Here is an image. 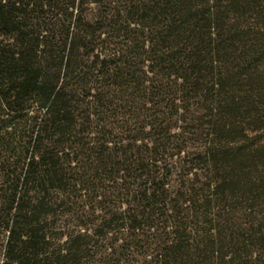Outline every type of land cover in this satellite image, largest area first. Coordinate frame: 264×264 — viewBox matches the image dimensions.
<instances>
[{
	"label": "trees",
	"instance_id": "obj_1",
	"mask_svg": "<svg viewBox=\"0 0 264 264\" xmlns=\"http://www.w3.org/2000/svg\"><path fill=\"white\" fill-rule=\"evenodd\" d=\"M0 264H264V0H0Z\"/></svg>",
	"mask_w": 264,
	"mask_h": 264
}]
</instances>
